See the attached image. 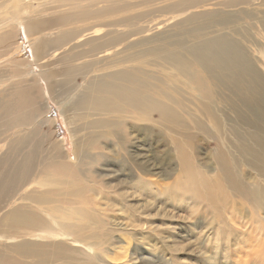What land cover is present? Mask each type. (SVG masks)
Segmentation results:
<instances>
[{"label":"rangeland","instance_id":"1","mask_svg":"<svg viewBox=\"0 0 264 264\" xmlns=\"http://www.w3.org/2000/svg\"><path fill=\"white\" fill-rule=\"evenodd\" d=\"M6 2L0 0V5L4 7ZM58 3L65 2L53 6ZM82 4L85 6L77 11L97 12L109 7L111 13L97 20L109 16L107 21H118L116 27L105 25L103 34L109 28L118 32L89 40L58 39L60 33L43 36L54 30L53 26L30 38L23 20L19 27L0 37V77L5 81L1 88L8 86L13 91L11 96H5L4 92L0 96L6 100L15 98L18 109L20 104H27L25 110L22 108L24 117L30 124L28 128L36 132L33 140L15 148L24 146V154L37 153L36 161L33 160L36 166L50 154L71 166V171L46 166L44 170L51 167L58 177H63L65 171L64 178L69 181L48 184L38 188L36 194L49 192L60 205L81 206L97 221L94 227L100 237L90 239L97 255L79 252L76 255L96 264H264L263 247L260 252L246 248L244 254H236L238 243H242L237 236L248 228L244 224L249 227L260 224L264 232V211L257 206L264 198V177L249 170L247 163L248 147L258 149V145L252 142L248 126L232 111L227 90H221L226 96L220 100L217 94H201L200 67L181 48L209 38L234 39L264 76V29L258 19L263 15L264 0H107L96 4L82 0ZM13 11L20 13L10 7L9 12ZM2 20L0 16V23ZM76 30L77 34L80 30ZM132 39L134 47L120 54L119 65L110 68L107 59L90 61L104 55L92 54L101 51V44L107 40H121L119 47H123ZM76 42L79 45L75 46ZM172 52L190 60L184 71L187 75L178 70L175 60L163 58ZM135 55L141 56L132 60ZM74 57L80 58L70 61ZM83 60L88 61L85 67L69 69ZM126 65L128 75L136 77V83L143 82L137 87L155 102L145 110L149 125L146 132L132 127L135 123L144 124L139 120L109 114L110 124L125 122L108 127L99 126V116L91 115L90 92L101 81L112 79L108 71ZM207 83L211 85L209 80ZM74 93L82 112L76 120L80 146L75 144L70 130L74 124L67 119L71 110L68 100ZM239 109L245 112L244 107ZM19 129L13 128L0 136V139L8 136L6 143L0 142V160L7 156L8 143ZM19 157L18 164L22 158ZM188 161L193 164L191 172L186 167ZM7 169L4 162L0 167L2 183ZM191 173L210 182L215 195L212 201L191 197L182 188ZM218 179L222 180L216 182ZM141 181H151L152 191L137 189L135 184ZM55 184L57 189L53 190ZM75 184L80 191L74 194L71 189ZM256 190L260 191L258 195L254 194ZM188 204L197 211L199 221L192 218L194 214ZM15 205L21 211L38 212L27 201ZM232 210L236 212L234 216L230 215ZM4 213H0V237L21 234L18 225L2 220ZM38 219L46 223L43 218ZM126 221L130 232L134 231L133 224L144 223L145 229L136 227L135 234L129 233L121 228ZM71 222L79 220L72 218ZM86 227L89 230L92 225L88 223ZM263 232L259 236L261 246H264ZM226 235L231 236L228 242L223 240ZM0 250L4 253L0 264H22L20 258L26 260L10 249L0 246Z\"/></svg>","mask_w":264,"mask_h":264},{"label":"bare ground","instance_id":"2","mask_svg":"<svg viewBox=\"0 0 264 264\" xmlns=\"http://www.w3.org/2000/svg\"><path fill=\"white\" fill-rule=\"evenodd\" d=\"M6 1L4 7L0 5V16L3 18L2 23H0V37L9 29L19 27L21 24L20 22L23 20L28 27V37L30 36V38L33 36L32 34L46 31V29L53 26H55L54 30L44 33L43 36L51 37L60 33L57 36L58 39L64 38L65 40H74L78 38L80 40L82 39L81 37H83V39L86 38V40H89L92 37L104 38L107 35L118 32L115 28H109L103 34V28L107 27L105 25L116 27L118 21H107L109 20V16L107 18H100L99 21L97 20L100 16L111 13L109 7L100 8L97 12L90 10H82L79 12L76 9L85 6L84 4L80 5L82 0H46L40 3L39 0ZM60 1L65 3H58L56 6H53L56 2ZM85 1L95 2L96 4L107 0ZM245 3L250 2L245 1ZM67 6L68 8H65ZM10 7L14 10L19 9L20 13L18 14L14 11L13 14L10 13ZM114 9L115 8H113L112 11H114ZM241 11H244L247 16L254 17V15H251L248 11ZM262 13L263 15L260 17L258 16V19L261 21L264 29V11H262ZM94 19H96L97 22L92 21ZM92 22L94 24L90 25ZM76 29L80 30L77 34L75 33L78 31ZM119 38L120 37H118V39ZM107 41L101 44V51L92 54L96 56L98 53L102 52L104 55L90 60L91 62H95L97 59H107L109 67L111 68L122 62L120 54L124 50L133 49L134 47L133 39L123 47H119L121 40L115 42ZM77 43L78 42H76L75 46L79 45ZM240 46V43L234 39L220 40L209 38L200 41L198 44L191 45L190 43L186 47L181 45V48L185 49L187 56H192V61L197 63L200 67L202 72L199 82L201 94H217L216 98L219 100L225 98L224 96L227 95L226 97L231 99L232 111L242 120L245 126H248V129L252 133V142L258 145V149H255L252 145L248 147V169L264 177V76L259 72V68L256 64H254L252 60H249V56L247 57V53L243 52ZM38 47L39 45L35 48ZM139 56L141 55H135L132 60L139 59ZM79 58L80 57H74L70 61ZM163 58L175 60V65L179 68L178 70L183 75H187L184 71H187L189 67L188 62H190V60L179 57L175 52L167 54ZM87 62V60H83L77 64H72L69 69L83 68ZM128 67L129 65H126L125 68L108 71L107 75L112 79L101 81L90 92L89 97L93 104V107H90L93 108L91 115L99 116L97 123L99 126L103 125L108 127H111L113 124L120 125L125 122V120L117 118L120 121H114L110 124L109 114L118 115L121 119L129 117L137 122L139 120L144 122V124L138 126V123H135L132 127H135L134 129L136 130H143L146 132L148 131L147 129H149V125L147 123L148 118L145 110L151 108L150 103L153 104L155 102L151 98L146 97L144 92L137 87L143 82L140 81V83H136V77L128 75ZM118 80L129 82V84L118 82ZM207 80L210 81L211 85L207 83ZM4 82V79L0 77V94L4 92L5 96H11L13 91L10 90V87L7 86L4 90L1 88ZM81 85L83 86V84ZM223 89L228 91L226 95L222 93L221 90ZM75 95L76 93L68 100L71 110L67 119L69 124H74V126H71L70 130L75 144L80 146V135L76 120H78L82 112L79 111L81 110V105L74 100ZM62 103L64 106L66 105L64 101ZM26 106L27 104L23 106L20 104L18 109L15 98L6 100L0 96V136L4 133L8 134L13 128H20L15 133L17 136H14L15 138L8 143L7 156L4 158L1 157L2 159L0 160V167L4 162L8 166L6 173L3 172V178L5 176L4 182H0V213L5 212L2 215L3 221L13 222L22 229L21 234H8L0 237V246L10 249L13 253L25 258L26 260L20 258L22 264H54L50 263L51 261L57 262L56 264H96L88 262L86 258L79 257L76 255V252L84 255L90 253L97 255L93 246L94 243L90 241V239L100 237V234L94 227L97 221L92 220L81 206L60 205L57 203V199L49 195V192L45 195L43 193L36 194L38 188L42 189L43 186L48 184L68 182L69 180L65 179L64 175L66 169L71 171V166L65 162L57 161V156L50 153V156L48 155L49 157H47V155L44 157V159L47 158L46 161L42 160L36 166L33 160L38 156L37 153L33 151L24 154V146L15 148V146L20 144L24 145L27 141L30 142L35 138L33 136L36 132L28 128L30 124L27 123V118L24 117L25 111L23 112L22 110V108L25 110ZM240 106L245 108V112L239 109ZM259 123H262L263 126H259ZM3 127L4 129H2ZM7 139L8 136H5L0 139V142ZM82 142H84V140H82ZM20 155H23V157ZM18 157L20 158V164L17 163ZM54 165L55 168L58 166L65 170L63 172V177H58L60 175L57 176V171L55 172L51 167L44 170L46 166ZM192 165V161H188L186 167L189 172L192 171ZM42 174L44 175L41 177ZM220 180L222 179H218L216 182H220ZM135 185L137 189H146L147 193L152 191L151 181L148 183L141 181ZM182 188L190 192L191 197L196 199L202 198L212 201L215 196L210 182L199 179L193 173H191L189 179L182 183ZM56 189L57 185L55 184L53 190ZM79 191L80 187L76 184L73 185L71 192L75 194ZM259 193V190L254 191L256 195ZM22 200L27 201V204L34 207L39 213L36 211H21V207L15 204ZM190 203L192 204V201H190ZM188 205L191 206L190 204ZM257 206L260 207L261 211H264V198L262 204ZM5 207L8 208L4 210ZM2 210L4 211L2 212ZM190 210L191 213L194 214L192 218L199 221L196 213L197 211L193 210L192 206ZM235 214L236 212L234 210L230 212L231 216ZM259 214L262 215L261 213ZM38 218H43L46 223ZM72 218L79 220V222H71ZM258 220L260 221V219ZM236 221L240 222V220ZM253 222L254 221L251 222V225ZM88 223L92 225V228L89 230H87L86 227ZM128 225L126 221L122 224L121 228L124 230L127 229V232L132 234H135L136 227H143V229H145L144 223H138L132 225V230L134 231L130 232L129 228H127ZM244 225L248 228H246V230H241L242 234L237 236L242 243H238L236 254H244L246 248H248V250L251 249V252H260L258 251L259 248H264V246H261L260 242L262 237H259L261 232H263L262 228L259 226L260 224L258 225L259 227H249L247 223ZM21 236L22 238L20 240L13 241ZM219 239L220 238H218V240ZM223 240H227L228 242L231 240V236L226 235ZM262 243L264 242L262 241ZM214 246H217L216 242ZM242 248L245 251L242 250ZM143 251L148 253L149 256L151 255L149 250L143 249ZM262 253L263 252H261V254ZM3 256L4 253L0 250V258Z\"/></svg>","mask_w":264,"mask_h":264}]
</instances>
